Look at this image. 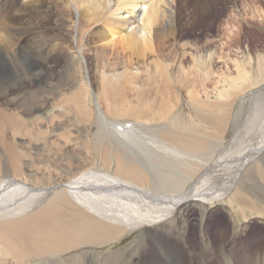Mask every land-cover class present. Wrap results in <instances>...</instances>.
Listing matches in <instances>:
<instances>
[{
    "label": "bare ground",
    "instance_id": "obj_1",
    "mask_svg": "<svg viewBox=\"0 0 264 264\" xmlns=\"http://www.w3.org/2000/svg\"><path fill=\"white\" fill-rule=\"evenodd\" d=\"M178 1L0 0V264H264V246L236 253L220 230L208 251L169 223L221 202L264 216L244 186H264V144L233 160L230 109L198 117L208 88L199 56L185 68Z\"/></svg>",
    "mask_w": 264,
    "mask_h": 264
},
{
    "label": "rangeland",
    "instance_id": "obj_2",
    "mask_svg": "<svg viewBox=\"0 0 264 264\" xmlns=\"http://www.w3.org/2000/svg\"><path fill=\"white\" fill-rule=\"evenodd\" d=\"M176 5L177 26L181 34V43L184 45L182 52L186 57L185 68H190L193 64V59L189 58L191 53L199 56L202 63L200 88H208V92L204 91L200 95L198 117L201 121H206L208 113L213 114L214 110H217L216 114L212 115L214 119L222 112L221 107L226 106V109H230V132H233L234 138L237 136L235 140L233 138L234 150L231 151V156L236 160L241 157L242 150L257 148L264 144V91L258 95L250 93L264 87V0H179ZM226 41L228 45H225ZM94 51V43H89L86 46V53L91 56ZM205 71L213 72L210 80L205 78ZM226 73L228 79L225 81L223 75ZM13 80L18 81L14 77ZM184 99L186 114H195V110L188 106L187 94ZM51 109L53 110V107L41 110L31 118L34 116L50 118ZM72 116L69 113L66 117L69 118V126L73 122V127L69 128L70 132H81L85 124H78ZM64 132L65 129L61 128L55 135ZM230 132L226 133V137H229ZM88 136L87 132L85 138L79 139L80 146ZM224 141L228 144L229 139L226 138ZM74 144L65 147H73ZM78 152L81 154V149ZM44 154L48 153L44 151ZM53 156L58 160L63 159V162L68 159L60 150L54 151ZM77 158L85 160L75 157ZM28 160L30 162V159ZM258 163L259 170L262 168L264 171V153L258 157ZM59 171L63 175L67 174L65 168ZM249 179L245 180L244 186L255 197L259 196L256 199L260 197L264 199L262 180ZM223 204L225 202L209 205L206 212L203 211L204 208L193 213L183 212L171 219L170 226L182 240L186 239L187 233L189 236L201 235L199 239H202L208 251H212L214 244L218 242L220 230L227 231L226 242L228 241L227 244L230 246L233 245L236 253L243 248L254 251L256 246H264V216L254 218L256 215L249 214L248 217H243L237 212V207H226ZM201 228L205 230L201 232ZM209 234L212 237L211 241H208ZM146 238V229L142 228L132 235L130 245L141 243ZM107 249L106 247L105 253ZM102 252L103 249L99 251ZM131 258L135 260L136 255Z\"/></svg>",
    "mask_w": 264,
    "mask_h": 264
}]
</instances>
